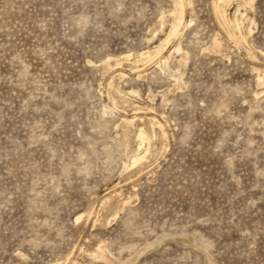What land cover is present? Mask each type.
I'll list each match as a JSON object with an SVG mask.
<instances>
[{"label":"rangeland","instance_id":"374dc122","mask_svg":"<svg viewBox=\"0 0 264 264\" xmlns=\"http://www.w3.org/2000/svg\"><path fill=\"white\" fill-rule=\"evenodd\" d=\"M182 1L0 0V264H264V0Z\"/></svg>","mask_w":264,"mask_h":264},{"label":"bare ground","instance_id":"6f19581e","mask_svg":"<svg viewBox=\"0 0 264 264\" xmlns=\"http://www.w3.org/2000/svg\"><path fill=\"white\" fill-rule=\"evenodd\" d=\"M175 1H177V4H178V8L176 9V11L174 12L175 13V16H174V19H173V22H172V25H171V30H170V33L167 35V38H166V40L164 41V42H167V41H170L169 39L171 38V36H173V35H175L176 34V32L177 31H179V27L180 26H182V23H184V19H185V8H184V4H183V1L182 0H175ZM220 2V1H219ZM216 5V4H215ZM218 7V6H217ZM219 9H221V8H218V11H219ZM223 13V12H222ZM221 13V14H222ZM219 14H220V12H219ZM222 17H224V14L222 15ZM225 20V19H224ZM237 20V19H236ZM237 21H239V20H237ZM237 21L235 22L236 23V25L239 27V24L237 23ZM240 22V21H239ZM235 25V26H236ZM236 26V27H237ZM232 27V26H231ZM234 27V26H233ZM236 27H235V29H236ZM237 27V28H238ZM239 30V29H238ZM240 33V32H239ZM162 43V42H161ZM168 43V42H167ZM245 44V43H244ZM165 44H163L162 43V45L161 46H164ZM161 46H158L156 49H154L153 51H150L151 49H149V50H147V51H143L142 53H141V55L140 56H147L148 57V59H149V56H151V54L153 53V55H154V53H156V54H159L160 53V51H161ZM177 49H179V47L177 48ZM176 50V49H175ZM170 54V53H169ZM153 55H152V58H153ZM155 56V55H154ZM151 58V57H150ZM145 59H147L146 57H145ZM165 60V59H164ZM145 61V60H144ZM257 68V67H256ZM151 121H152V123L153 124H158V126H160L161 127V124L158 122V121H156V119H151ZM138 139H139V144H140V146L144 143V140L146 139V136H145V131H144V129H140L139 131H138ZM138 142V141H137ZM144 156L142 155V156H139V155H135V158H134V161H133V163L134 162H137V161H139V160H141L142 158H143ZM81 217V215H79L78 216V218H80ZM86 252V251H85Z\"/></svg>","mask_w":264,"mask_h":264}]
</instances>
